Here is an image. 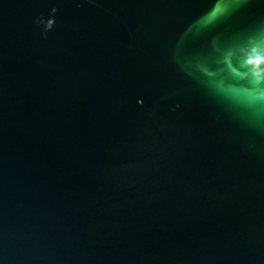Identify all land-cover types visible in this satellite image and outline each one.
I'll use <instances>...</instances> for the list:
<instances>
[{
    "label": "water",
    "instance_id": "95a60500",
    "mask_svg": "<svg viewBox=\"0 0 264 264\" xmlns=\"http://www.w3.org/2000/svg\"><path fill=\"white\" fill-rule=\"evenodd\" d=\"M0 0V264H264V0Z\"/></svg>",
    "mask_w": 264,
    "mask_h": 264
},
{
    "label": "snow or ice",
    "instance_id": "6c2138e0",
    "mask_svg": "<svg viewBox=\"0 0 264 264\" xmlns=\"http://www.w3.org/2000/svg\"><path fill=\"white\" fill-rule=\"evenodd\" d=\"M219 11H220V4H219V2L217 0V2H216V9H215V11H211L210 12V15L213 16V17H215L217 15V12H219Z\"/></svg>",
    "mask_w": 264,
    "mask_h": 264
}]
</instances>
